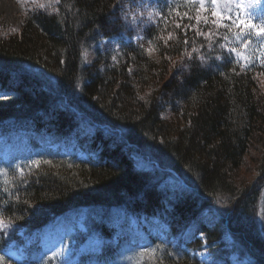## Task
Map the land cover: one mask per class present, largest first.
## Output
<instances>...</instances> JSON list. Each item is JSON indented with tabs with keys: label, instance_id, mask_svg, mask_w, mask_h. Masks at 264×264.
Here are the masks:
<instances>
[{
	"label": "trees",
	"instance_id": "obj_1",
	"mask_svg": "<svg viewBox=\"0 0 264 264\" xmlns=\"http://www.w3.org/2000/svg\"><path fill=\"white\" fill-rule=\"evenodd\" d=\"M58 1L28 14L18 33L0 36V126L21 125L56 140L73 136L88 158L39 152L21 173L0 175V248L70 208L88 207L101 217L98 225L93 218L100 230L113 232L105 222L118 207L164 224L167 238L153 239V251L165 258L158 264H203L182 247L181 234L205 210L218 209L219 223L236 239L233 251L251 264L264 262V89L254 77L264 65L243 69L221 53L224 28L189 20L192 4L159 2L160 16L136 31L119 0ZM122 32L145 36L156 56L130 42L116 63L100 54L85 63V51L101 37ZM163 97L177 101L169 120L161 115ZM88 122L97 124L92 134L81 127ZM253 151L254 181L231 186L232 172ZM135 154L155 170L139 169ZM174 173L189 188L162 184ZM223 189L231 198L224 211L216 200ZM201 229L212 247L220 226ZM179 234L173 244L170 237ZM115 250L90 257L109 261Z\"/></svg>",
	"mask_w": 264,
	"mask_h": 264
},
{
	"label": "rangeland",
	"instance_id": "obj_2",
	"mask_svg": "<svg viewBox=\"0 0 264 264\" xmlns=\"http://www.w3.org/2000/svg\"><path fill=\"white\" fill-rule=\"evenodd\" d=\"M121 11L125 13V16L129 22V24L135 28L136 31L139 30V24H146V21H151L156 18V14L153 10H150L148 5L142 1H136V0H119ZM210 3V0H206V9L207 4ZM59 4L58 0H0V36L2 38H8L16 33H18L21 30V27L24 22V18L35 11L38 10H51L53 8H56ZM221 9L223 13L227 14V16H231L233 18L239 17L241 19L247 20L250 24L255 25H261L264 23V0H221ZM197 15L196 10H192V14H187L186 17L190 20V18H193L196 21L195 17ZM201 16H209L210 13L205 10L204 12L200 13ZM193 20V22H194ZM180 23V22H179ZM198 23V22H197ZM199 26L207 25L203 22L198 23ZM238 31V30H237ZM258 31V29H257ZM236 34V33H235ZM127 36H123L124 42L128 43L132 41L134 45L140 46L142 48H145L151 55L156 56V50L154 47L150 44V42L143 36L142 34H135L133 36H130L129 34H126ZM117 38L112 37H101L99 41L91 46L88 50L85 51L84 57H85V63L87 65H93V63L97 60L98 54L101 56L107 57L111 63H116L119 60V57L122 56V48L119 46V43L116 40ZM241 39L248 40L250 43H248L247 47L241 43ZM209 42H211V38L209 39ZM233 45L242 53L240 57L244 58L245 62L249 63V61H252L256 58H261L262 53H264V39H261V37L256 35H245L242 38H237L236 35L232 38ZM127 45V44H126ZM263 58V57H262ZM180 70H184L187 68L186 64H182L179 66ZM254 77L260 80V83L262 88L264 89V74H255ZM15 81V80H12ZM162 102V117L165 119H171L174 117L173 112V106L174 104H177L176 100H169L166 101L164 97L160 99ZM92 128V127H90ZM8 133V131H6ZM5 136V135H4ZM23 134L21 132L15 133L14 131L12 133H8L9 139H5V142L9 143H17L19 137ZM67 143V144H66ZM69 140L64 141L63 143H58L55 145L56 148L59 150H62L65 154L71 153V145ZM25 152V151H23ZM82 157H85L84 155H80ZM259 156L258 152L253 151L251 153L250 158L246 159V162H244V165H242L239 169L232 172L231 179L229 180L230 185L232 186H241V185H249L254 181L257 172L256 167L257 163L254 161ZM134 160L137 164V167L144 171H153L155 170L154 164L140 154L134 155ZM162 184L170 189L173 190H182L184 187L183 185L176 179L170 176V178H163ZM186 188V187H185ZM184 188V189H185ZM221 192L216 197L217 203L219 207L224 211L227 210L230 205V195L228 194V191L226 189L220 190ZM231 207V206H230ZM214 210V209H212ZM82 214H86V211H83ZM83 215H80V218H83ZM202 218L200 220L206 223L210 228H218L220 226V231L218 230V234L220 235V238L217 242L214 243L212 247H210L209 243L205 239V234L200 232L198 229V224H192L191 227L188 229V237L195 238L197 236L203 237L202 239V246L198 249H193L192 254H190L191 257H195L196 259L199 258V260L203 264H223L225 259L228 258L231 262L235 264H251L252 260L245 256H240L238 252L233 251V245H235V238L233 237V234L230 233L224 225H222L219 218V210L216 209L215 212L212 213L208 212L207 210L203 212ZM113 219L115 222H119L122 219V215L119 214V212L116 210ZM81 221L80 226L76 229L74 226L63 222L61 226H56L58 229L61 227L68 228V232H70V243L66 244L63 247L62 255L63 257L67 258L70 256V260L68 261L69 264H73L72 259L75 258V255L71 254L74 252L75 248H80V240H78L77 235L74 233L75 231L78 232L83 231L85 232L83 237L84 241L89 240L91 236L90 235V228H87L85 222ZM138 220L135 219L133 216L131 217L130 225L132 227L138 226ZM144 224H147L148 222L146 219H142L140 221ZM92 220L88 221V224H91ZM157 220L154 221L153 224H156ZM144 224L142 226H144ZM78 230V231H77ZM160 230V229H158ZM157 230V231H158ZM137 232H140L138 234L142 235L144 232L137 230ZM159 232V231H158ZM136 239H133L132 242L134 243ZM96 246L93 244L94 248H99L100 246H97L99 243L101 244L100 239H95ZM70 244V245H69ZM83 244L81 245V247ZM81 249V248H80ZM156 249V248H155ZM154 249V250H155ZM248 251L249 248H247ZM138 249H132L131 251L133 253L126 252L123 254V257L119 260V262L114 264H126L127 262L132 261L133 264H143L146 260L149 264H158L160 261L165 260V258L162 257V253L159 251L155 253L154 251L151 253H137ZM229 252V255H226L224 253ZM136 251V252H135ZM11 254L15 258L21 257L22 253L19 251H11ZM224 256L222 257V255ZM72 258V259H71ZM65 262L64 264H68ZM1 264V263H0ZM259 264H264L262 263Z\"/></svg>",
	"mask_w": 264,
	"mask_h": 264
},
{
	"label": "snow or ice",
	"instance_id": "obj_3",
	"mask_svg": "<svg viewBox=\"0 0 264 264\" xmlns=\"http://www.w3.org/2000/svg\"><path fill=\"white\" fill-rule=\"evenodd\" d=\"M189 2L194 5L198 3V8H196L197 15L195 17L198 23L200 22H203L205 24L211 23V25L213 26H217V27L223 26L228 29L236 28L238 29V31L235 34L237 38H242L245 35H256L261 37V39H264V25L250 24L247 20L241 19L239 17L233 18L231 16H225L221 9V0H210V3L207 4V9H206V0H189ZM205 10H207V12L210 13V17L200 15V13L204 12ZM185 15H187V13H185ZM225 21L228 22L225 23ZM241 43L246 48L248 43L250 42L248 40L241 39ZM229 51L236 53L237 56L242 55V53L235 48L229 49ZM262 57H264V53H262ZM3 260L4 257H0V261Z\"/></svg>",
	"mask_w": 264,
	"mask_h": 264
}]
</instances>
